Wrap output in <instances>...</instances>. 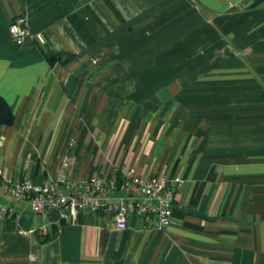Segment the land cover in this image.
I'll return each instance as SVG.
<instances>
[{
  "label": "crops",
  "instance_id": "crops-1",
  "mask_svg": "<svg viewBox=\"0 0 264 264\" xmlns=\"http://www.w3.org/2000/svg\"><path fill=\"white\" fill-rule=\"evenodd\" d=\"M230 1L0 0L2 176L183 179L163 230L87 211L59 227L16 201L0 264H264V0ZM41 224L47 240L16 231Z\"/></svg>",
  "mask_w": 264,
  "mask_h": 264
},
{
  "label": "built area",
  "instance_id": "built-area-1",
  "mask_svg": "<svg viewBox=\"0 0 264 264\" xmlns=\"http://www.w3.org/2000/svg\"><path fill=\"white\" fill-rule=\"evenodd\" d=\"M244 1H230L227 6L233 8ZM8 31L15 43H22L29 34L24 15L14 17L8 25ZM182 183L183 179L179 176H143L132 168L121 167L109 178L90 175L77 181L67 180L63 189L58 190L57 184L53 182L35 183L29 179L2 176L0 172V194L7 198L6 204L0 203V218L13 212L14 202L26 201L34 212L45 214L51 209L58 210L59 227L72 223L79 211H87L110 215L117 229H124L128 220L136 216L145 229L163 230L171 223L173 201ZM114 192H121L124 197L111 200L110 196ZM16 231L19 234H48L45 224L27 230L18 228Z\"/></svg>",
  "mask_w": 264,
  "mask_h": 264
},
{
  "label": "trees",
  "instance_id": "trees-1",
  "mask_svg": "<svg viewBox=\"0 0 264 264\" xmlns=\"http://www.w3.org/2000/svg\"><path fill=\"white\" fill-rule=\"evenodd\" d=\"M13 114L12 111L5 101V99L0 95V126L8 125L12 122ZM50 236L46 235L42 240H47Z\"/></svg>",
  "mask_w": 264,
  "mask_h": 264
},
{
  "label": "water",
  "instance_id": "water-1",
  "mask_svg": "<svg viewBox=\"0 0 264 264\" xmlns=\"http://www.w3.org/2000/svg\"><path fill=\"white\" fill-rule=\"evenodd\" d=\"M47 216L51 222H55L59 217V212L56 209H51L48 211Z\"/></svg>",
  "mask_w": 264,
  "mask_h": 264
}]
</instances>
